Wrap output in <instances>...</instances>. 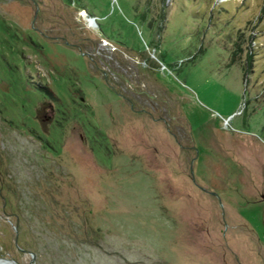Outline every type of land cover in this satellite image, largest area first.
Instances as JSON below:
<instances>
[{
  "label": "rangeland",
  "instance_id": "374dc122",
  "mask_svg": "<svg viewBox=\"0 0 264 264\" xmlns=\"http://www.w3.org/2000/svg\"><path fill=\"white\" fill-rule=\"evenodd\" d=\"M0 259L264 264V0H0Z\"/></svg>",
  "mask_w": 264,
  "mask_h": 264
},
{
  "label": "water",
  "instance_id": "95a60500",
  "mask_svg": "<svg viewBox=\"0 0 264 264\" xmlns=\"http://www.w3.org/2000/svg\"><path fill=\"white\" fill-rule=\"evenodd\" d=\"M190 174L192 175L193 174V172H192V169L190 168ZM192 181H194V179H193V177H192ZM14 229H16V226H14ZM16 240V239H15ZM1 260V259H0ZM9 261H11V260H9ZM11 262H13V261H11ZM14 263V262H13Z\"/></svg>",
  "mask_w": 264,
  "mask_h": 264
},
{
  "label": "bare ground",
  "instance_id": "6f19581e",
  "mask_svg": "<svg viewBox=\"0 0 264 264\" xmlns=\"http://www.w3.org/2000/svg\"><path fill=\"white\" fill-rule=\"evenodd\" d=\"M89 22L91 23V25H94V22H93V20H89ZM90 25V26H91ZM0 264H3L2 262H0Z\"/></svg>",
  "mask_w": 264,
  "mask_h": 264
},
{
  "label": "flooded vegetation",
  "instance_id": "af4514ba",
  "mask_svg": "<svg viewBox=\"0 0 264 264\" xmlns=\"http://www.w3.org/2000/svg\"><path fill=\"white\" fill-rule=\"evenodd\" d=\"M201 188V187H200ZM202 189V188H201Z\"/></svg>",
  "mask_w": 264,
  "mask_h": 264
}]
</instances>
